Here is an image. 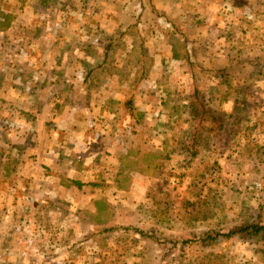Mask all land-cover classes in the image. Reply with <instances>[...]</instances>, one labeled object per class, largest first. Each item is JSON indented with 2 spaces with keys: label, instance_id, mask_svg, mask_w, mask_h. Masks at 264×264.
Listing matches in <instances>:
<instances>
[{
  "label": "rangeland",
  "instance_id": "374dc122",
  "mask_svg": "<svg viewBox=\"0 0 264 264\" xmlns=\"http://www.w3.org/2000/svg\"><path fill=\"white\" fill-rule=\"evenodd\" d=\"M71 1L0 0V92L13 104L42 84L66 111L62 65L102 63L79 120L89 149L115 146L89 155L79 187L71 160L51 184L25 123L0 117V143L22 137L0 146V264H264L263 234L222 237L264 225V0ZM195 91L221 130L193 120Z\"/></svg>",
  "mask_w": 264,
  "mask_h": 264
},
{
  "label": "crops",
  "instance_id": "0c3cea01",
  "mask_svg": "<svg viewBox=\"0 0 264 264\" xmlns=\"http://www.w3.org/2000/svg\"><path fill=\"white\" fill-rule=\"evenodd\" d=\"M72 0L71 3L73 5L78 6L80 8V4H75ZM122 0H115L116 6L119 4V2ZM128 1V0H125ZM70 4V3H69ZM72 4H70V7H73ZM129 8V7H128ZM127 8V9H128ZM81 13V12H80ZM77 13L74 16H77L81 19L84 14ZM67 16V17H65ZM63 16H59V20L61 18V22H65V26H68L70 23L69 21L71 19L70 14H67ZM131 19H134V15L130 16ZM82 33L81 30L77 32V35H80ZM74 36L78 38V36ZM79 41V40H77ZM75 49V55H83L84 52L82 51L81 47H76ZM54 51V50H53ZM52 51V53H53ZM57 52V51H55ZM54 52V55H55ZM58 53V52H57ZM61 53L64 55L71 54V50L67 51L66 49H62ZM80 64H66L62 65L65 69L64 71H68L72 69L73 71V77H72V86L76 87L77 89L72 95L69 96H62L61 100L63 103L66 104V106H70L71 109H68L66 107V111H64V108H54L53 112H50V104L48 103L50 101L47 96H45V92L43 91L42 84L40 85L41 90H36V94L29 95V98L25 95H19L18 92L16 93L14 91L12 95V101L13 104H10L8 100L4 97L2 92H0V117H3V119L7 118V122L15 121L16 123L23 122L24 125H26L27 131H28V137H29V146L31 151H35L36 159H44L47 163V167L51 166H57V164H61L64 161L71 160L72 164V171L77 175V178H71L70 176H65V178H68L70 180H74L73 184L75 186L79 187V176L84 175L86 166L90 165L92 166V160H90L89 155L93 153L94 151L97 153V158H101L103 154L109 153L113 146L115 144H112V141L108 137H103L102 144L100 148L94 149L93 147L90 149L87 146H93L95 144H87V141H89V137L86 135V126H84V123L81 125V122L79 120V113L85 114H91L96 110V107L92 106L89 110V112L86 111L85 106L79 103L78 98H85L83 95L87 92V87L92 82L98 81V78L96 77V71L100 70V68L104 65L102 63L94 66L91 68V66L87 65L84 62H79ZM82 72V73H80ZM78 76L80 78H78ZM42 87V88H41ZM44 93V94H43ZM46 102V104H43ZM71 103H79L80 105L77 107L76 105H71ZM9 107V108H8ZM24 111V112H23ZM29 113V114H25ZM108 115H110V112H108ZM52 121H57L58 123L62 124L63 126L60 128L61 130L57 129L58 131H54L51 126H48L49 123ZM14 122V123H15ZM11 124V123H9ZM1 128V126H0ZM9 132V131H7ZM58 132L62 135L61 139L59 138ZM108 133V132H106ZM105 133V134H106ZM25 135V134H24ZM16 135H11L6 139V133L1 135V140H3L2 143H0V146H9L11 143H22V137H16ZM57 136V138H56ZM16 146L12 145L10 148L11 151H17ZM4 152H6L4 148ZM3 160L7 159L6 156L1 158ZM9 159V157H8ZM19 160V159H18ZM0 164H2L3 161L0 160ZM2 168V167H1ZM51 168V167H50ZM53 171V168H51V171L49 173H46V175L51 174ZM3 172V171H0ZM69 172V170H68ZM13 177L17 174L16 169H13ZM48 176H54L48 175ZM57 176V175H56ZM49 177L53 180L47 181L48 183H55L58 182L59 179L57 177ZM64 180V179H62ZM62 182V181H61ZM81 185V184H80ZM64 186V185H63ZM63 186L59 185V188H64ZM59 188H53L51 191L53 193H57L59 191ZM67 186L65 187V189ZM64 189V190H65ZM72 189L71 187H68L67 190ZM35 195V194H34ZM37 197V196H36ZM2 212V210L0 211ZM5 257L4 255L0 257V260H3ZM4 261V260H3Z\"/></svg>",
  "mask_w": 264,
  "mask_h": 264
},
{
  "label": "trees",
  "instance_id": "16d2710c",
  "mask_svg": "<svg viewBox=\"0 0 264 264\" xmlns=\"http://www.w3.org/2000/svg\"><path fill=\"white\" fill-rule=\"evenodd\" d=\"M199 92L195 91L194 95H192V99L189 101V110L192 114L193 120L198 124H207L210 123V129L213 131H219L222 129V124L224 119L220 112H217L213 109L203 98L200 96ZM132 104V103H130ZM137 118V115H136ZM203 127H209L203 125ZM202 128V129H206ZM197 150L192 152V156L196 155ZM245 234H263L264 235V225L262 224H248L243 227H239L231 230L226 234H222L224 238H231L234 235H245Z\"/></svg>",
  "mask_w": 264,
  "mask_h": 264
}]
</instances>
